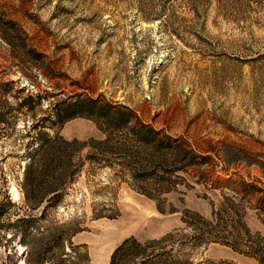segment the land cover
<instances>
[{
    "label": "rangeland",
    "instance_id": "rangeland-1",
    "mask_svg": "<svg viewBox=\"0 0 264 264\" xmlns=\"http://www.w3.org/2000/svg\"><path fill=\"white\" fill-rule=\"evenodd\" d=\"M0 88V225L27 214L19 183L46 131L84 163L43 224L74 228L89 264L130 237L189 264H264V0H0ZM145 129L179 158L145 167L175 150L152 152ZM10 235L0 264H26Z\"/></svg>",
    "mask_w": 264,
    "mask_h": 264
},
{
    "label": "trees",
    "instance_id": "trees-1",
    "mask_svg": "<svg viewBox=\"0 0 264 264\" xmlns=\"http://www.w3.org/2000/svg\"><path fill=\"white\" fill-rule=\"evenodd\" d=\"M1 88L0 90H2ZM5 116V113H0V124L7 120ZM55 116L58 122L64 123L76 115L68 107L57 112ZM124 118L125 114L118 117L119 121ZM145 130L134 131V134L139 139L141 138L140 141L142 140L146 146L152 148V152L161 153L164 148L175 149L171 151L174 152L172 157L148 154L144 158L145 167L151 166L155 159L160 158L162 164H168L169 161L175 162L179 158L177 151H180L181 146L173 147L170 143H165L163 138H158L155 131ZM33 140L35 145L31 147L29 157L25 161L23 179L19 183V190L23 196L22 207L28 208L27 214L17 216L13 220L8 218L7 222L1 224L0 227L11 233L9 241L18 237L19 243L26 247L28 250L26 264H89L88 253L77 251L78 247L71 240V237L76 233L74 228L62 232L50 225L43 224L47 220L49 209L56 208L62 201L67 185L74 181L76 174L83 166L84 161L79 157L82 144L76 143V140H67L57 133L52 135L46 131H39ZM108 143V139L98 143V146H102L100 150L98 149L100 153H116V148L106 149L103 147ZM94 148L98 147L94 146ZM184 151L181 152L184 154L188 152L186 149ZM122 152L127 153L133 162L139 161L138 153ZM87 157L97 160V157L92 155H87ZM147 175L151 174L144 173L143 176ZM13 205L11 201L1 203L0 216L8 213V209ZM41 208L40 215L31 213L33 210ZM194 226L196 225L194 224ZM214 234V232L208 231V235ZM159 244V240L141 242L135 237H130L113 251L109 264H189L188 259L175 258L171 250L167 249V243H162L165 247L159 246ZM7 257L10 255L8 254ZM260 262H262L261 259ZM12 264H16V262H12Z\"/></svg>",
    "mask_w": 264,
    "mask_h": 264
},
{
    "label": "bare ground",
    "instance_id": "bare-ground-1",
    "mask_svg": "<svg viewBox=\"0 0 264 264\" xmlns=\"http://www.w3.org/2000/svg\"><path fill=\"white\" fill-rule=\"evenodd\" d=\"M13 191H14V190H13ZM16 194H18L17 191H14V192H13V197H14V198L16 197Z\"/></svg>",
    "mask_w": 264,
    "mask_h": 264
}]
</instances>
